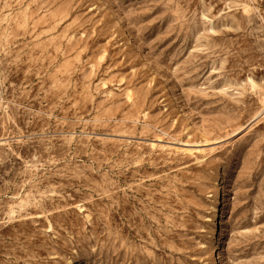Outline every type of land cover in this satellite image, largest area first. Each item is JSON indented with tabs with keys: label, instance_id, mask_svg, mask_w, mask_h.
<instances>
[{
	"label": "rangeland",
	"instance_id": "1",
	"mask_svg": "<svg viewBox=\"0 0 264 264\" xmlns=\"http://www.w3.org/2000/svg\"><path fill=\"white\" fill-rule=\"evenodd\" d=\"M218 243L264 264V0H0V264Z\"/></svg>",
	"mask_w": 264,
	"mask_h": 264
},
{
	"label": "bare ground",
	"instance_id": "2",
	"mask_svg": "<svg viewBox=\"0 0 264 264\" xmlns=\"http://www.w3.org/2000/svg\"><path fill=\"white\" fill-rule=\"evenodd\" d=\"M222 179H223V180H222V182H221L220 184H224L225 181H227V180L225 179V177H223ZM221 209H222V208H221ZM220 212H221V211H220ZM218 213H219V211H218ZM222 214H223V212H222ZM215 232H216V229L213 230V235H216ZM219 250H221V245H220V243H218V244L216 245L215 251H214V253H212V254H213L212 264H217L216 259H215V254H216V252L219 251Z\"/></svg>",
	"mask_w": 264,
	"mask_h": 264
}]
</instances>
